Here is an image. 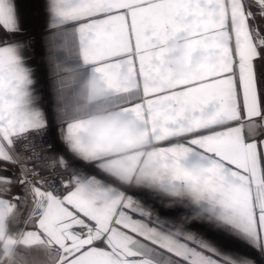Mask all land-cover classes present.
Wrapping results in <instances>:
<instances>
[{
  "label": "snow or ice",
  "instance_id": "snow-or-ice-1",
  "mask_svg": "<svg viewBox=\"0 0 264 264\" xmlns=\"http://www.w3.org/2000/svg\"><path fill=\"white\" fill-rule=\"evenodd\" d=\"M29 9L43 58L16 39ZM12 253L264 264V0H0V254Z\"/></svg>",
  "mask_w": 264,
  "mask_h": 264
},
{
  "label": "crops",
  "instance_id": "crops-1",
  "mask_svg": "<svg viewBox=\"0 0 264 264\" xmlns=\"http://www.w3.org/2000/svg\"><path fill=\"white\" fill-rule=\"evenodd\" d=\"M43 3V0H40ZM25 31L16 37L17 40H28V37L31 35H36L37 41L34 45L30 44V47L33 50H38L41 58L44 57L46 52V46L39 39L43 35H47L48 32L45 30L43 23L37 15H35L31 9L28 10L27 20L24 24ZM158 206L167 209L168 207H174L169 201H160ZM178 219H192V214L187 213L186 211H181L178 213Z\"/></svg>",
  "mask_w": 264,
  "mask_h": 264
},
{
  "label": "clouds",
  "instance_id": "clouds-1",
  "mask_svg": "<svg viewBox=\"0 0 264 264\" xmlns=\"http://www.w3.org/2000/svg\"><path fill=\"white\" fill-rule=\"evenodd\" d=\"M183 61H184V57L182 55L177 58L178 64H182ZM62 71L65 74H67L68 76H73V75H75L77 70L72 69V68H65V69H62ZM88 83H90V81L87 82L84 86H82L81 92L77 96V99L82 101L84 107H86V105H87V97H85L83 95V92H84V88H86L88 86ZM81 110H83V107ZM106 111H108V109L104 106H98L96 109L97 113H103ZM20 256H21L20 253H12V254H9L6 256L3 254H0V264H26V261L21 259Z\"/></svg>",
  "mask_w": 264,
  "mask_h": 264
},
{
  "label": "built area",
  "instance_id": "built-area-1",
  "mask_svg": "<svg viewBox=\"0 0 264 264\" xmlns=\"http://www.w3.org/2000/svg\"><path fill=\"white\" fill-rule=\"evenodd\" d=\"M28 41H30L31 43V45H34L35 43H36V41H37V38H36V35H31V36H29L28 37ZM50 137L49 138H47V141H50Z\"/></svg>",
  "mask_w": 264,
  "mask_h": 264
}]
</instances>
